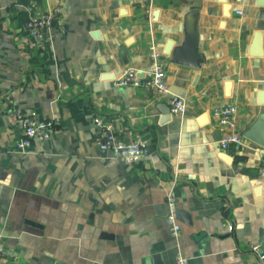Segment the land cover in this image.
Returning a JSON list of instances; mask_svg holds the SVG:
<instances>
[{"label": "crops", "instance_id": "obj_1", "mask_svg": "<svg viewBox=\"0 0 264 264\" xmlns=\"http://www.w3.org/2000/svg\"><path fill=\"white\" fill-rule=\"evenodd\" d=\"M258 2L0 0V264H175L178 253L191 264H260L251 247H264V148L248 139L243 153L223 150L212 114L233 103L239 131L264 138ZM56 9L43 40L29 35L33 15ZM187 43L199 68L173 61ZM152 45L183 116L167 112L168 96L115 86L126 66L149 67ZM25 112L55 129L20 155ZM95 113L120 140H148L150 154L129 165L100 152ZM171 192L178 238L166 220Z\"/></svg>", "mask_w": 264, "mask_h": 264}, {"label": "built area", "instance_id": "obj_2", "mask_svg": "<svg viewBox=\"0 0 264 264\" xmlns=\"http://www.w3.org/2000/svg\"><path fill=\"white\" fill-rule=\"evenodd\" d=\"M143 1L149 7L155 3V0ZM60 13L61 11L57 9L37 12L26 25L29 35L43 40L46 31L53 26ZM114 83L119 88L145 89L158 97L168 96L169 107L173 115L180 117L186 112V100L170 91L161 53L154 45L149 50V67L146 70H140L135 66H126ZM212 114L218 126L223 130V135L218 142L223 150L233 151L238 154L251 148L248 145L249 141L246 136L239 131L238 108L235 104L224 103L218 105L214 107ZM17 121L22 126V136L15 143L14 149L20 155L28 153V150L35 142L48 140L55 129V123L52 120L40 119L34 112L19 113ZM92 124L96 130L98 149L110 158L132 165L140 162L150 154L148 140L144 138L131 142L120 140L113 124L106 117L95 113L92 117ZM262 154L258 176L264 180V149H262ZM167 202L169 213L166 220L169 231L173 237L178 238L182 228L177 216L174 193L168 194ZM251 251L258 258L260 264H264V247L261 244H254L251 247ZM175 264H191V261L181 253H178L175 257Z\"/></svg>", "mask_w": 264, "mask_h": 264}, {"label": "water", "instance_id": "obj_3", "mask_svg": "<svg viewBox=\"0 0 264 264\" xmlns=\"http://www.w3.org/2000/svg\"><path fill=\"white\" fill-rule=\"evenodd\" d=\"M221 1L225 2L226 0H221ZM261 3H263V4H261ZM258 4L264 5V0H259ZM229 8H230V6L227 5L226 12H225V15H227V16H229V14H230ZM258 36H260V35H258ZM170 46H171V43L168 44L167 50L170 48ZM257 53L259 54L258 56H262V57L264 56V53L262 54V52H257ZM173 61H174V63L183 64V65H187V66H191V67H196V68L200 67V63L195 58L193 44L192 45L190 44V47H189L188 43H187L184 46V48L179 50L178 54L174 57ZM125 64L128 65L129 63L127 62ZM103 77H106V76H103ZM170 111H171L170 108L167 106V112H170ZM245 136L247 139L258 143L260 146H262L264 148V138L261 137L257 132H255V130H249L245 134ZM180 213L181 212L177 211V216H178V214L180 215ZM43 262H44L43 264H63L61 262H58V261H55L52 259H48V258H45L43 260Z\"/></svg>", "mask_w": 264, "mask_h": 264}]
</instances>
